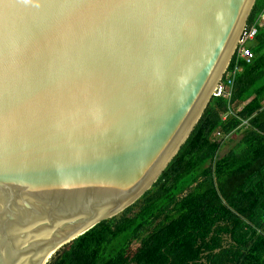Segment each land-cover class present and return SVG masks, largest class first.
<instances>
[{
    "label": "water",
    "instance_id": "water-1",
    "mask_svg": "<svg viewBox=\"0 0 264 264\" xmlns=\"http://www.w3.org/2000/svg\"><path fill=\"white\" fill-rule=\"evenodd\" d=\"M256 1L0 0V264H44L153 188Z\"/></svg>",
    "mask_w": 264,
    "mask_h": 264
},
{
    "label": "trees",
    "instance_id": "trees-1",
    "mask_svg": "<svg viewBox=\"0 0 264 264\" xmlns=\"http://www.w3.org/2000/svg\"><path fill=\"white\" fill-rule=\"evenodd\" d=\"M263 13L257 0L248 26ZM250 49L232 59L231 98L211 100L153 188L54 264H264V27Z\"/></svg>",
    "mask_w": 264,
    "mask_h": 264
},
{
    "label": "built area",
    "instance_id": "built-area-1",
    "mask_svg": "<svg viewBox=\"0 0 264 264\" xmlns=\"http://www.w3.org/2000/svg\"><path fill=\"white\" fill-rule=\"evenodd\" d=\"M261 27H264V13L260 16L259 20L254 25L248 26L247 24L245 28L243 29L242 34L239 38L236 50L234 52V56L237 55V58L239 60H244L250 63L252 59H254V54L252 50L250 49V45H251V42L255 40ZM231 62L227 70L225 71L224 77L216 85L213 91V94H212V99L213 98H224V99L231 98L232 87L234 85L235 78L237 77L238 74L242 72V68L239 65V63H237L235 68L231 70L230 69ZM244 124L246 125L247 123L245 122ZM228 139L229 137H226V141Z\"/></svg>",
    "mask_w": 264,
    "mask_h": 264
},
{
    "label": "bare ground",
    "instance_id": "bare-ground-1",
    "mask_svg": "<svg viewBox=\"0 0 264 264\" xmlns=\"http://www.w3.org/2000/svg\"><path fill=\"white\" fill-rule=\"evenodd\" d=\"M65 245H62L56 250L55 252H52L44 262V264H50V262L53 260V258L57 255V253L64 247Z\"/></svg>",
    "mask_w": 264,
    "mask_h": 264
},
{
    "label": "rangeland",
    "instance_id": "rangeland-1",
    "mask_svg": "<svg viewBox=\"0 0 264 264\" xmlns=\"http://www.w3.org/2000/svg\"><path fill=\"white\" fill-rule=\"evenodd\" d=\"M228 150H229V146L228 147L226 146V148L224 149V151L222 152V154L224 155V154L228 153Z\"/></svg>",
    "mask_w": 264,
    "mask_h": 264
}]
</instances>
